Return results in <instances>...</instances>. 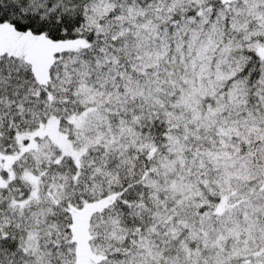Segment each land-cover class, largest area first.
I'll return each mask as SVG.
<instances>
[{
  "label": "snow or ice",
  "instance_id": "6c2138e0",
  "mask_svg": "<svg viewBox=\"0 0 264 264\" xmlns=\"http://www.w3.org/2000/svg\"><path fill=\"white\" fill-rule=\"evenodd\" d=\"M0 264H264V0H0Z\"/></svg>",
  "mask_w": 264,
  "mask_h": 264
}]
</instances>
